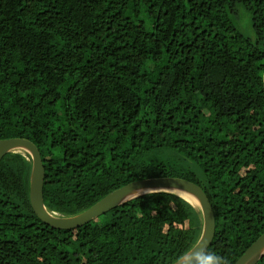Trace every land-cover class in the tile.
Segmentation results:
<instances>
[{"label":"trees","instance_id":"obj_1","mask_svg":"<svg viewBox=\"0 0 264 264\" xmlns=\"http://www.w3.org/2000/svg\"><path fill=\"white\" fill-rule=\"evenodd\" d=\"M263 67L264 0H0V138L35 143L60 215L141 178L195 182L215 216L195 264H232L264 232ZM29 170L0 160V264H170L198 237L167 192L53 228Z\"/></svg>","mask_w":264,"mask_h":264},{"label":"water","instance_id":"obj_2","mask_svg":"<svg viewBox=\"0 0 264 264\" xmlns=\"http://www.w3.org/2000/svg\"><path fill=\"white\" fill-rule=\"evenodd\" d=\"M264 91V67L262 71ZM8 152H23L30 161L28 177V200L35 215L45 224L57 229H74L111 209L144 194L167 192L187 201L197 211L200 231L192 246L170 264H195L210 246L215 232V216L205 191L195 182L178 176H154L130 181L98 199L84 210L74 214L60 215L44 203L46 171L40 150L29 138L11 136L0 138V160ZM197 201L193 204L188 198ZM264 254V232H262L232 264H255Z\"/></svg>","mask_w":264,"mask_h":264},{"label":"rangeland","instance_id":"obj_3","mask_svg":"<svg viewBox=\"0 0 264 264\" xmlns=\"http://www.w3.org/2000/svg\"><path fill=\"white\" fill-rule=\"evenodd\" d=\"M242 31H243V33L249 35V33H250L249 26H247V25H242ZM185 232H186V231H185ZM185 232H183V231H178V232L176 233V236H182V237H183V240L186 241V239L188 238V233H185Z\"/></svg>","mask_w":264,"mask_h":264},{"label":"bare ground","instance_id":"obj_4","mask_svg":"<svg viewBox=\"0 0 264 264\" xmlns=\"http://www.w3.org/2000/svg\"><path fill=\"white\" fill-rule=\"evenodd\" d=\"M179 194L188 198L194 205L197 204V201L191 196H186V194H183L182 192H179Z\"/></svg>","mask_w":264,"mask_h":264},{"label":"clouds","instance_id":"obj_5","mask_svg":"<svg viewBox=\"0 0 264 264\" xmlns=\"http://www.w3.org/2000/svg\"><path fill=\"white\" fill-rule=\"evenodd\" d=\"M212 259H213L212 257H208V261H209V262H211ZM220 264H226V261L221 260V261H220Z\"/></svg>","mask_w":264,"mask_h":264}]
</instances>
